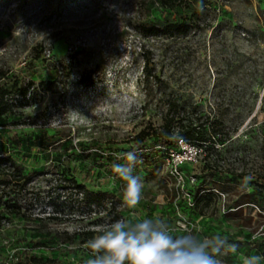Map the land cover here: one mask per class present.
Returning <instances> with one entry per match:
<instances>
[{"label": "rangeland", "instance_id": "1", "mask_svg": "<svg viewBox=\"0 0 264 264\" xmlns=\"http://www.w3.org/2000/svg\"><path fill=\"white\" fill-rule=\"evenodd\" d=\"M203 4L201 12L198 0L173 8L161 0H0V87L9 91L0 114V264L94 257L87 241L112 212L88 216L76 183L123 201L126 182L112 165L127 163L118 157L128 151L142 153L133 174L144 188L136 208L124 203L125 218L158 216L178 231L225 236L239 248L224 264L264 257V0ZM172 22L187 32L170 34ZM170 117L176 132L185 123L208 133L185 169L194 179L183 183L161 136L140 145L133 138L142 129L164 133Z\"/></svg>", "mask_w": 264, "mask_h": 264}, {"label": "clouds", "instance_id": "2", "mask_svg": "<svg viewBox=\"0 0 264 264\" xmlns=\"http://www.w3.org/2000/svg\"><path fill=\"white\" fill-rule=\"evenodd\" d=\"M198 10L204 11L203 0H198ZM181 139L175 130L168 137ZM118 159L125 164L115 163L112 170L125 181L123 201L130 208H136L143 198L144 182L133 174L138 161L135 151H128ZM93 259L87 264H224L223 257L237 254L239 245L229 242L220 234L200 236L192 229L177 230L162 217L143 218L130 221L117 219L87 241ZM264 257H244L243 264H261Z\"/></svg>", "mask_w": 264, "mask_h": 264}, {"label": "trees", "instance_id": "3", "mask_svg": "<svg viewBox=\"0 0 264 264\" xmlns=\"http://www.w3.org/2000/svg\"><path fill=\"white\" fill-rule=\"evenodd\" d=\"M162 3L167 6V7H175L178 5V3L180 2V0H161ZM165 29L168 30V32L170 34H181V33H185L188 30V26L183 23V22H172V23H168L165 26ZM154 31L155 29H149L148 31ZM148 51L144 52V57H145V69L148 70L149 68V61L150 58L148 56ZM4 76V72L2 69H0V78H2ZM28 91V88H22L21 92L22 95H26ZM9 91L3 87H0V114H4L8 111L9 106L7 105L6 102L3 101L4 95H6ZM174 121V117H170L167 120V130L162 133L159 131H153L154 133L149 132L146 129H142L141 131H139L133 138L134 140L137 142L138 145L142 144L143 142H145L147 140V138L151 135L154 136H161L162 137V141L164 143V146H166L165 151L171 147H176L177 146V140H170L168 137L173 133V129L171 127V123ZM178 133L180 137H185L189 140H194L197 142H204L207 140L208 136H207V131L205 128H196V127H191L186 125L185 123H179L178 125ZM211 136H214V134H211ZM217 140H222L221 138L217 139ZM153 152H157V151H153ZM137 157L142 156V153H139V151L136 152ZM6 159L2 156H0V164H2ZM188 168L187 165L183 166V169ZM189 173V172H187ZM77 186V190L81 191L83 193V201H85L86 203H104L108 198H109V194L106 191H101V190H92L89 189L85 184L83 183H76ZM10 212L13 213H17V214H23L21 213V209L19 206L17 205H11L10 206ZM2 225V222L0 221V226ZM94 257H92L91 259H93ZM89 260V259H88ZM85 260L83 261L81 264H87V261ZM42 259L40 257H37L36 255H31L30 259H29V263H19V264H36V263H41Z\"/></svg>", "mask_w": 264, "mask_h": 264}, {"label": "built area", "instance_id": "4", "mask_svg": "<svg viewBox=\"0 0 264 264\" xmlns=\"http://www.w3.org/2000/svg\"><path fill=\"white\" fill-rule=\"evenodd\" d=\"M31 88L32 87L28 88L25 96L21 95L23 101L29 97L30 93L32 92ZM203 143L204 142H197L194 140H189L185 137H181V139L177 140L176 147H171L166 150L168 168L180 183H183L184 178L188 176L194 179V175L192 173H186L185 169H183V166L192 164L199 159L203 150ZM75 192L80 197V199H83V193L81 191L75 189ZM81 205L83 208L87 209L88 216L108 213L111 211L113 218L109 221V224L117 219L125 218L123 213L124 202L117 199L113 200L112 198H108L104 203H86L82 200ZM52 214H54L53 209H49L46 212V215L48 216Z\"/></svg>", "mask_w": 264, "mask_h": 264}]
</instances>
